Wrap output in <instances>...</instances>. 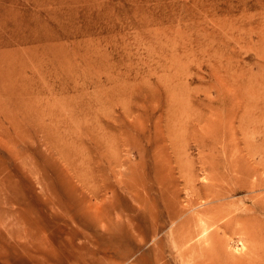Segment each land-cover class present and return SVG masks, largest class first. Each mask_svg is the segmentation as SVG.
<instances>
[{"label":"rangeland","instance_id":"1","mask_svg":"<svg viewBox=\"0 0 264 264\" xmlns=\"http://www.w3.org/2000/svg\"><path fill=\"white\" fill-rule=\"evenodd\" d=\"M0 264H264V0H0Z\"/></svg>","mask_w":264,"mask_h":264},{"label":"bare ground","instance_id":"2","mask_svg":"<svg viewBox=\"0 0 264 264\" xmlns=\"http://www.w3.org/2000/svg\"><path fill=\"white\" fill-rule=\"evenodd\" d=\"M223 100V102H224V99H222ZM220 101V100H219ZM226 103V102H225ZM225 106V105H224ZM227 107V106H226ZM207 109H209V108H207ZM234 113V112H233ZM220 114V113H219ZM233 115V114H232ZM245 116V115H244ZM246 118V117H245ZM230 119H231V121H232V119L235 121H237V119H238V126L239 127H241V128H243V125H244V117H243V115H241L240 117H238L237 119H236V115H233V116H231L230 117ZM226 120V119H225ZM230 121V122H231ZM256 122V121H255ZM226 123V122H225ZM225 126V125H224ZM231 127V126H230ZM256 128V127H255ZM258 132V131H257ZM262 133V132H261ZM258 134V133H257ZM225 136V135H224ZM225 144V143H224ZM220 201V200H219ZM218 204V203H217ZM223 204V203H222ZM222 204H220V206H222ZM212 209H207L208 210V212H210V213H212L213 214V216L215 217H217L216 219H215V221L212 223V224H210V225H207L206 223H205V220H203V218L202 217H200V216H198V221H199V223H198V226H199V230L196 232V233H194L193 234V232L191 233V232H189V233H185V230L181 233V235H179V237H178V239H179V241H177L176 243H174L173 245H174V247L176 248V249H179L178 250V252L180 253V255H182L183 253H186V252H194V251H197V248L202 244V243H204V242H215V243H217L218 244V246L220 245H222V238H221V235H220V238H219V236H218V232H217V226H220L219 225V223H216V222H218V220L220 219V218H223V217H225L228 213H223L224 212V209H223V207H219V205H218V207H215V206H213V207H211ZM226 212H228V211H226ZM230 212V211H229ZM189 214V213H188ZM239 214V213H238ZM241 215V214H240ZM240 219H242V218H237V216H235V217H229L225 222H224V224H223V229H224V227H226L227 228V226L228 225H234V224H236V223H240L242 220H240ZM243 220H246V219H243ZM251 222V221H250ZM182 224H183V227H184V221H182L181 222ZM189 223V222H188ZM216 223V224H215ZM215 224V228L213 229V230H211V229H209V227L210 226H212V225H214ZM241 224H243V221L241 222ZM178 225V224H177ZM231 225V226H232ZM231 226H228V227H231ZM180 227V226H179ZM178 227V228H179ZM238 229V228H237ZM249 233V232H248ZM179 234V233H178ZM220 234V233H219ZM218 236V237H217ZM196 239H198L197 240V243H195V244H197L198 246H194L195 244H191V241L192 240H196ZM198 242H199V244H198ZM217 244H215V245H217ZM205 245V244H204ZM215 247V246H214ZM217 247V246H216ZM222 247V246H221ZM200 249L202 248L201 246L199 247ZM209 249V248H208ZM221 250V249H220ZM224 251H225V249H224ZM202 252H204V251H202ZM199 253H201V252H199ZM227 253H230V252H227ZM227 253H226V251L224 252V253H222V254H224V256H228V255H230V254H228L227 255ZM193 254V253H192ZM232 255V254H231ZM226 258V257H225ZM238 261V260H237Z\"/></svg>","mask_w":264,"mask_h":264}]
</instances>
